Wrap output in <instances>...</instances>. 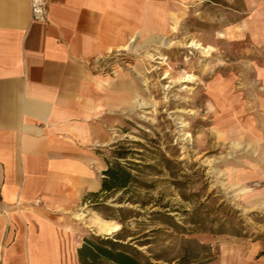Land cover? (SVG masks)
I'll use <instances>...</instances> for the list:
<instances>
[{"label": "crops", "instance_id": "obj_1", "mask_svg": "<svg viewBox=\"0 0 264 264\" xmlns=\"http://www.w3.org/2000/svg\"><path fill=\"white\" fill-rule=\"evenodd\" d=\"M46 2L40 23L30 0H0V264H81L89 218L78 209L100 193L104 152L135 96L129 72L105 73L99 60L229 1ZM243 2L253 11L237 20L264 51V0ZM252 62L241 78V185H264V55Z\"/></svg>", "mask_w": 264, "mask_h": 264}, {"label": "rangeland", "instance_id": "obj_2", "mask_svg": "<svg viewBox=\"0 0 264 264\" xmlns=\"http://www.w3.org/2000/svg\"><path fill=\"white\" fill-rule=\"evenodd\" d=\"M228 1L188 15L161 41H134L99 60L98 69L127 71L133 83L117 142L104 153L134 180L85 199L84 237H117L160 264L264 258V185H241V78L264 51L237 20L253 5ZM101 219L118 230L100 234Z\"/></svg>", "mask_w": 264, "mask_h": 264}, {"label": "trees", "instance_id": "obj_3", "mask_svg": "<svg viewBox=\"0 0 264 264\" xmlns=\"http://www.w3.org/2000/svg\"><path fill=\"white\" fill-rule=\"evenodd\" d=\"M134 180L131 172L123 166L112 165L107 161L103 171L102 192L124 189ZM81 264H160L151 259L129 243H123L117 237H84L78 249ZM181 264H189L181 261Z\"/></svg>", "mask_w": 264, "mask_h": 264}, {"label": "built area", "instance_id": "obj_4", "mask_svg": "<svg viewBox=\"0 0 264 264\" xmlns=\"http://www.w3.org/2000/svg\"><path fill=\"white\" fill-rule=\"evenodd\" d=\"M31 21L44 23L47 21L46 0H30Z\"/></svg>", "mask_w": 264, "mask_h": 264}, {"label": "bare ground", "instance_id": "obj_5", "mask_svg": "<svg viewBox=\"0 0 264 264\" xmlns=\"http://www.w3.org/2000/svg\"><path fill=\"white\" fill-rule=\"evenodd\" d=\"M189 46H193V47H195V48H201L200 47V44H198V43H196V42H194V41H191L190 43H189ZM201 50V49H200ZM204 51H206L207 52V50H204ZM202 52H203V49H202ZM189 78V77H188ZM77 216L79 217V218H82L83 217V214H77ZM103 224L100 226V230L101 231H103V230H108L109 231V229H111V228H113V230H118V225L117 224H115V225H112V226H109L107 223L108 222H106V221H103L102 222ZM98 224V223H97Z\"/></svg>", "mask_w": 264, "mask_h": 264}]
</instances>
